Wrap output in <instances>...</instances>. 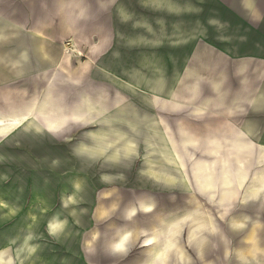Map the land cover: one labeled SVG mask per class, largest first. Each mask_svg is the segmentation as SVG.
<instances>
[{
  "label": "rangeland",
  "instance_id": "374dc122",
  "mask_svg": "<svg viewBox=\"0 0 264 264\" xmlns=\"http://www.w3.org/2000/svg\"><path fill=\"white\" fill-rule=\"evenodd\" d=\"M14 1L29 0H6L0 5L6 17L13 15ZM92 1L37 0L43 5L39 20H30L40 26L36 35L30 32L31 23L19 36L22 27L0 22V108L50 103L48 119L36 116L42 130L20 125L0 135V264H144L150 248L143 244L165 214L194 205L211 217L216 232L241 230L239 245H264V217L249 219L251 214H264L263 144L243 137L253 148L244 187L224 208L217 207L195 188L193 170L198 161H214L220 176V160L209 155L208 139L243 130L227 123V116L208 114L197 105L173 111L157 99L199 43L235 57L264 56V21L262 31L254 29L251 13L240 9L245 0H119L113 28L101 30L90 19H78V11ZM101 91L107 95L104 100ZM102 100L105 109L95 108L104 106ZM156 116L180 144L193 194L181 186L175 188L182 191L156 184L146 173L148 160L156 156L142 144L138 155L118 163L108 161L110 147L100 156L81 150V145L94 147L96 136L106 132L109 139L116 137L113 131L130 135L127 120L146 122ZM61 117L57 128L49 129L50 118ZM143 127L144 131L141 123L140 131L133 132L139 141L148 133V126ZM231 169L235 174V163ZM257 175L262 184L253 190ZM65 198L74 200L65 206ZM146 199L153 209L147 214L136 206L144 212L133 219L132 207ZM55 215L66 220V227L51 235L49 223ZM188 230L180 234L183 249ZM123 231L129 232L126 247L133 238L129 251L113 256L109 243L117 234L111 245L119 250L113 243ZM30 243L34 253L29 252Z\"/></svg>",
  "mask_w": 264,
  "mask_h": 264
},
{
  "label": "crops",
  "instance_id": "0c3cea01",
  "mask_svg": "<svg viewBox=\"0 0 264 264\" xmlns=\"http://www.w3.org/2000/svg\"><path fill=\"white\" fill-rule=\"evenodd\" d=\"M118 1L93 0L88 8L84 10L81 8L78 11V19L84 22L86 19H90L94 23L95 29H112L113 24L111 22L116 18L114 13H117L115 9L119 6ZM5 2L6 0H0V5ZM14 2L17 4L16 1ZM23 2L20 1L11 10L13 15L10 17H6L5 12L0 10V22H9L13 26L23 28L24 32H20L19 36L27 32L31 19L33 21L39 20L37 14L40 12L39 7L43 6L37 0L35 2L33 0ZM240 9L243 13L246 11L251 13L254 29L259 28L262 31L264 2L262 0H245ZM30 32L35 35L40 34V26L37 23H31ZM113 36L115 34L111 33V37ZM186 63L183 71H178L177 79H173L174 81L167 89L165 88L160 95L161 97H156L163 101L161 107L173 108V111H176L178 107L197 105L200 110L208 114L227 116V123L243 130L257 144L264 145V56L244 54L235 57L229 51L217 49L204 42L194 47L189 61ZM100 94L102 99L107 96L104 91H101ZM95 98L97 97L95 96ZM109 102L111 101L109 100ZM105 104L103 102L106 107ZM146 124L148 123H142V131H144L143 126ZM148 133L150 132L148 131ZM173 189L181 190L180 187ZM135 206H139V202ZM194 206V208L186 210L192 211V216L187 219L182 227V229L189 228L188 238L184 244L185 248L179 247L180 233L175 248L170 251L169 258L159 264H264V245L261 242L259 245L255 243L256 241L252 242L250 246L239 245L242 243V237H244V234L240 232L241 230H238L237 233H231L229 229L226 233L223 231L216 232L207 223L210 221L208 214L203 212L198 205V207ZM126 211L127 209H125V215ZM141 211L138 208L133 219ZM183 212L185 211L165 214V217L172 214L175 216L183 215ZM145 213L148 214L149 212ZM262 217L264 214L254 213L250 215L249 219L256 221L257 218L262 220ZM125 218L128 219L127 215ZM193 231L196 236L189 237ZM260 231V233L264 232V228ZM200 233L202 236L198 237ZM115 236L109 243L110 253L113 256L127 254L133 238L125 250H115L111 245ZM230 236L234 239L235 244L231 241ZM144 247L148 249L147 246Z\"/></svg>",
  "mask_w": 264,
  "mask_h": 264
},
{
  "label": "bare ground",
  "instance_id": "6f19581e",
  "mask_svg": "<svg viewBox=\"0 0 264 264\" xmlns=\"http://www.w3.org/2000/svg\"><path fill=\"white\" fill-rule=\"evenodd\" d=\"M48 107H50V103L44 100L37 103L33 102L25 107L20 106V109L10 107L3 111L2 108H0V135H5L16 130L20 125L42 130L36 116L38 114L48 119ZM95 108L104 110L105 106H96ZM78 117L80 119L84 118L80 115H78ZM108 117L112 118V116ZM150 118L151 119H148L149 121H146L150 134L144 136L141 141L135 138L133 132L138 133L141 123H145V121L131 119V121L127 120V124H129L131 128L130 135L123 130L113 131L114 137H116L114 139H109L108 136L110 135L106 132L96 136L98 140L94 147L81 145V150H87L90 153L100 156L106 153L107 147H110L106 155L107 159L109 162L118 163L126 158L130 159L138 155L140 150H142V144L147 153L156 156V159L148 160L149 169L146 172L156 184H161L170 188L181 186L192 194L193 192L191 191H195V188H197V190L204 194L210 202L221 208H224L226 202L233 199L235 197L234 195L239 190L243 189L248 174L247 164L250 162L253 149L251 143L243 141V137L247 135L244 131L238 133L234 132L231 136L221 135L220 137H211L208 139L211 146L209 155H212L214 159L218 158L220 160V176L215 170L216 163L214 161L212 163L209 161H198L196 162L192 175V182L197 185L194 188L190 178L183 171L180 144L168 133V127L164 125V121L161 118L158 116ZM61 119L62 117L58 120H52L50 118L48 121L49 129L57 128ZM231 162L232 164L235 163V174L231 171ZM169 166L175 169L176 173L169 170ZM107 177V175H104V178ZM261 177V175H257L253 180V190L255 189L253 187H261ZM257 178L260 179L258 180ZM217 180L220 181L219 185L215 184ZM68 199L69 198H65L63 201L65 206L69 205L74 200L73 198L70 200ZM139 205L141 209L146 212H150L153 209V202L148 199L142 200ZM132 210L130 211L131 213L137 211L136 206H133ZM183 213V215H169L156 225L155 230H153L150 237L145 241L144 246L150 248V253L144 264H159L169 258L170 251L175 248L178 235L181 233L184 223L192 216V211H185ZM208 219L210 220L207 221L208 225H211L216 231L209 215ZM65 227L66 220L55 215L49 223V232L51 235H57L63 231ZM194 236H196L194 231L189 234V237ZM30 238L27 237L28 240ZM128 241L129 232L123 231L113 244L117 249L123 250ZM29 249L30 253H34L35 247L31 243Z\"/></svg>",
  "mask_w": 264,
  "mask_h": 264
},
{
  "label": "snow or ice",
  "instance_id": "6c2138e0",
  "mask_svg": "<svg viewBox=\"0 0 264 264\" xmlns=\"http://www.w3.org/2000/svg\"><path fill=\"white\" fill-rule=\"evenodd\" d=\"M262 2H264V0H262ZM100 131H104V130H100ZM81 135H84V132H78L77 133V136H81Z\"/></svg>",
  "mask_w": 264,
  "mask_h": 264
}]
</instances>
